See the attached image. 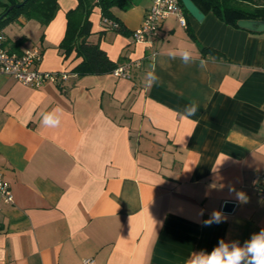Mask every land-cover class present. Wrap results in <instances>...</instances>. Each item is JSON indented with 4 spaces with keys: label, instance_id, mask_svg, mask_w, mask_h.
<instances>
[{
    "label": "crops",
    "instance_id": "crops-1",
    "mask_svg": "<svg viewBox=\"0 0 264 264\" xmlns=\"http://www.w3.org/2000/svg\"><path fill=\"white\" fill-rule=\"evenodd\" d=\"M57 2L46 25L17 18L34 21V34L4 33L9 51L37 46L39 69L67 77L34 87L0 74V174L13 196L0 195V264H187L221 239L243 246L264 228V32L208 11L201 21L184 13L185 25L168 15L156 38L136 42L153 0L110 8L125 32L105 28L96 6L89 40L118 65L140 66L128 78L77 76L81 58L59 49L77 0ZM184 49L196 63H181ZM213 211L226 219L204 227Z\"/></svg>",
    "mask_w": 264,
    "mask_h": 264
},
{
    "label": "trees",
    "instance_id": "trees-1",
    "mask_svg": "<svg viewBox=\"0 0 264 264\" xmlns=\"http://www.w3.org/2000/svg\"><path fill=\"white\" fill-rule=\"evenodd\" d=\"M201 12H212L217 18L226 24L237 27V21L240 19L264 20V0H192ZM184 13L188 11L183 7L179 0ZM17 4H21L17 7ZM57 0H11L4 5L0 13V30L1 25L23 16L25 19H34L41 25H46L55 15L58 9ZM11 9L8 10V6ZM128 0H77L75 8L66 13V29L63 38L59 43V49L64 58L70 53H75L80 57V62L72 68L73 73L77 76L86 74H103L111 73L118 66V61L110 59L105 51L97 42H91V22L88 16L94 7H99L101 16L108 18L117 26L105 25V28H112L123 32L120 22L111 16L110 8L118 6L125 9ZM125 32V31H124ZM201 52L209 54L215 58H221V54L214 49L200 46ZM0 226V230H1Z\"/></svg>",
    "mask_w": 264,
    "mask_h": 264
},
{
    "label": "built area",
    "instance_id": "built-area-1",
    "mask_svg": "<svg viewBox=\"0 0 264 264\" xmlns=\"http://www.w3.org/2000/svg\"><path fill=\"white\" fill-rule=\"evenodd\" d=\"M175 15L181 25H185L183 8L179 0H153L145 12L140 25L132 32L134 41L148 42L158 36L161 21L168 15ZM105 25L117 26L108 18H104ZM5 34L0 30V74L12 76L22 84L38 87L47 81L60 84L67 77V73L60 71L44 72L39 69L41 51L37 46L26 48L21 52L9 51L4 46ZM140 66V61L134 60L119 64L111 72L118 77H129L132 68ZM0 174V195L4 203L13 202L9 184ZM258 196L264 199V173L258 186ZM83 264H95L93 258L82 260Z\"/></svg>",
    "mask_w": 264,
    "mask_h": 264
},
{
    "label": "clouds",
    "instance_id": "clouds-1",
    "mask_svg": "<svg viewBox=\"0 0 264 264\" xmlns=\"http://www.w3.org/2000/svg\"><path fill=\"white\" fill-rule=\"evenodd\" d=\"M172 59H176L175 56ZM180 61L185 66H191L196 63L195 56L190 49H184L180 56ZM198 67L205 69L207 60L201 58ZM149 78V87L158 86L159 76L156 75L154 69L147 73ZM198 111V105L195 101L185 105L184 114L191 117ZM44 124L48 121L45 119ZM226 218L219 211H213L210 218L204 221L203 226L209 227L213 223L219 224L224 222ZM187 264H264V228L253 234L244 245L241 246L237 242H232L229 250V243L221 239L218 246L214 247L212 252L204 258L188 261Z\"/></svg>",
    "mask_w": 264,
    "mask_h": 264
},
{
    "label": "water",
    "instance_id": "water-1",
    "mask_svg": "<svg viewBox=\"0 0 264 264\" xmlns=\"http://www.w3.org/2000/svg\"><path fill=\"white\" fill-rule=\"evenodd\" d=\"M183 7L188 11V13L194 17L196 20L201 21L204 18V13L196 6V4L192 0H180ZM21 4H17L19 7ZM12 7L11 5L8 6V10ZM237 26L246 29L251 32L255 33H262L264 32V20H253V19H240L237 21ZM234 203L226 202L224 204V209L226 211H230Z\"/></svg>",
    "mask_w": 264,
    "mask_h": 264
},
{
    "label": "rangeland",
    "instance_id": "rangeland-1",
    "mask_svg": "<svg viewBox=\"0 0 264 264\" xmlns=\"http://www.w3.org/2000/svg\"><path fill=\"white\" fill-rule=\"evenodd\" d=\"M10 1L11 0H0V13L3 11L4 5L7 3H10ZM17 1H23V0H17ZM18 17L2 24L1 30L4 33L9 34L11 36L15 35V36H19V37H23V34L27 33V32L30 33V35L34 34L31 27H29L30 24H34L33 23L34 21H30L31 23H28L27 25H23L17 20ZM24 42H26V41H24Z\"/></svg>",
    "mask_w": 264,
    "mask_h": 264
}]
</instances>
